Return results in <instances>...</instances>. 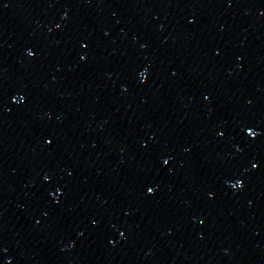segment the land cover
<instances>
[{"label":"water","instance_id":"obj_1","mask_svg":"<svg viewBox=\"0 0 264 264\" xmlns=\"http://www.w3.org/2000/svg\"><path fill=\"white\" fill-rule=\"evenodd\" d=\"M264 228V0H0V264H237Z\"/></svg>","mask_w":264,"mask_h":264}]
</instances>
